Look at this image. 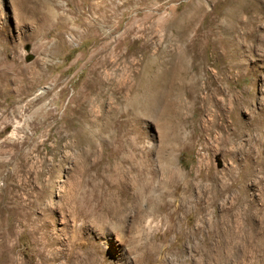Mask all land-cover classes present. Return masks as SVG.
Instances as JSON below:
<instances>
[{
  "label": "rangeland",
  "instance_id": "obj_1",
  "mask_svg": "<svg viewBox=\"0 0 264 264\" xmlns=\"http://www.w3.org/2000/svg\"><path fill=\"white\" fill-rule=\"evenodd\" d=\"M42 3L0 0V264H264V0ZM181 58L166 147L125 98ZM131 146L155 193L173 151L174 195L130 194Z\"/></svg>",
  "mask_w": 264,
  "mask_h": 264
},
{
  "label": "bare ground",
  "instance_id": "obj_2",
  "mask_svg": "<svg viewBox=\"0 0 264 264\" xmlns=\"http://www.w3.org/2000/svg\"><path fill=\"white\" fill-rule=\"evenodd\" d=\"M40 4L43 5L42 0H37ZM139 1V0H138ZM143 1V0H141ZM143 3V2H142ZM250 21L242 23L244 31L247 29V26L250 25ZM177 60H173V65L166 68L158 67L156 70H142L139 72L138 79L139 83L136 87H132L130 90V97H127V110L126 112L131 116H137L138 119L145 114H156L158 116L157 120L161 122L156 125L159 129V138L160 144H165V146L171 147L178 140L179 129L173 124L174 118L179 113V109L182 105V96L181 91L184 86V81L191 78V74L186 71L184 66V58H181L180 64L178 65ZM164 66V65H163ZM149 68V67H148ZM155 116V115H151ZM134 140V145H136V140ZM159 159L164 162V167L162 166V171L165 174L166 182L162 185V191L154 192L152 187V181L145 176L142 179V174L138 171V165L136 166L135 159L136 150L130 148L131 154H129V173L132 174V177H129V191L130 194H134L135 197H143L145 200L150 203H158L164 194H175L178 190L177 187V177L182 176L181 172L177 170L174 160L173 151L170 149L162 150L160 146ZM142 168L141 165H139ZM131 171V172H130ZM141 173H145V170L140 169ZM154 175V174H152ZM160 182V181H158ZM159 183H156L158 185ZM172 187V190L168 189ZM164 189L167 190L164 191ZM164 191V192H163ZM264 224V222H263ZM216 236L218 237L219 244L226 243L225 231H221V228H214ZM207 238L204 239V243H207L211 236V232L208 233ZM245 245H260V251L264 255V225L259 230H254L250 228L249 236H245L243 239Z\"/></svg>",
  "mask_w": 264,
  "mask_h": 264
}]
</instances>
